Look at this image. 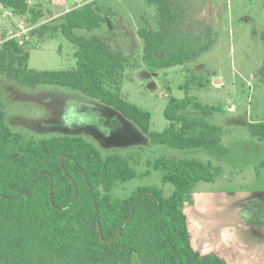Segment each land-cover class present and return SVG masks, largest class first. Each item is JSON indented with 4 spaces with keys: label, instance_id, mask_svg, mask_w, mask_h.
<instances>
[{
    "label": "trees",
    "instance_id": "obj_1",
    "mask_svg": "<svg viewBox=\"0 0 264 264\" xmlns=\"http://www.w3.org/2000/svg\"><path fill=\"white\" fill-rule=\"evenodd\" d=\"M0 1L15 15L28 16L30 25L38 24L31 30L32 38L61 32L77 47L74 68L38 70L28 64L38 41L4 40L0 73L6 78L29 87L61 86L98 100L104 112L125 123L123 131L114 132L121 144L149 142L213 153L224 149L222 126L205 118L221 107L190 94L196 88H209L214 74L190 71L181 85L185 96H171L165 108L169 125L151 131L152 113L122 94L129 57L102 36L75 33L95 30L106 24V17L111 19L99 6L100 0L51 22H41L42 3ZM145 1L157 7L158 27L143 25L138 30L144 44V77L193 62L216 42L211 23L202 18L203 5L195 12L190 0ZM261 38L264 42V31ZM257 71L255 76L264 75V66ZM189 108L202 115L186 113ZM248 129L264 140V120L250 122ZM136 163L133 155L104 153L82 135L36 138L15 131L7 123L0 98V264H231L194 247L191 220L183 209L196 184L215 182L223 167L197 158L160 155L148 159V165L161 172V186H141L124 198L112 196L115 184L138 176ZM167 184L173 187L169 195L163 188Z\"/></svg>",
    "mask_w": 264,
    "mask_h": 264
},
{
    "label": "rangeland",
    "instance_id": "obj_2",
    "mask_svg": "<svg viewBox=\"0 0 264 264\" xmlns=\"http://www.w3.org/2000/svg\"><path fill=\"white\" fill-rule=\"evenodd\" d=\"M29 1L32 5L42 3L45 15L41 22H51L56 18L52 16H62L91 0ZM190 2L195 12L204 6V12L198 13L211 23L216 42L195 61L160 70L148 78L140 74L144 70V44L138 30L143 25L158 27L155 5L145 0H100L99 6L110 13L115 28L110 29L106 22L95 30L76 29L75 33L102 36L114 50L129 57L122 94L152 113L151 131H163L169 125L165 108L171 96H185L181 85L190 71L214 74L209 88H196L190 94L205 104L221 107L205 117L224 130L221 151L174 149L149 142L121 144L115 140L114 132L123 131L125 123L118 115L104 112L98 100L61 86H23L0 73V98L6 120L15 131L29 137L78 134L104 153L133 155L138 176L115 184L111 191L114 197H128L141 186H161V172L148 165V159L160 155L197 158L222 166L223 175L215 182L197 183L183 206L191 220L193 245L202 254H218L231 264H264V140L251 135L248 129L250 122L264 120V75L255 76L264 66V0ZM28 18L15 15L0 1V41L16 28V21L29 24ZM32 41H38L39 46L30 51L29 67L68 70L76 66L77 47L61 32L35 36ZM185 112L202 115L193 108ZM163 188L169 195L173 187L167 184Z\"/></svg>",
    "mask_w": 264,
    "mask_h": 264
},
{
    "label": "built area",
    "instance_id": "obj_3",
    "mask_svg": "<svg viewBox=\"0 0 264 264\" xmlns=\"http://www.w3.org/2000/svg\"><path fill=\"white\" fill-rule=\"evenodd\" d=\"M36 25H30L28 23H25L24 21H16V28L10 29L5 37V40L7 39H17L20 44L26 43V41H29L32 39L31 36V30L36 27ZM166 97H169L168 92H164ZM232 109V107H231Z\"/></svg>",
    "mask_w": 264,
    "mask_h": 264
},
{
    "label": "crops",
    "instance_id": "obj_4",
    "mask_svg": "<svg viewBox=\"0 0 264 264\" xmlns=\"http://www.w3.org/2000/svg\"><path fill=\"white\" fill-rule=\"evenodd\" d=\"M29 2H30V1H29ZM67 12H68V11H67ZM65 13H66V12H65ZM58 16H61V15H58ZM58 16H52V18H53V17H56V18H57ZM4 40H5V37H4L0 42L2 43ZM140 74H141V76L144 77V74H145V73H144V70H143V69H141ZM147 78H148V77H147ZM221 84H222V82H221ZM154 85H155V84L153 83V86H154Z\"/></svg>",
    "mask_w": 264,
    "mask_h": 264
},
{
    "label": "water",
    "instance_id": "obj_5",
    "mask_svg": "<svg viewBox=\"0 0 264 264\" xmlns=\"http://www.w3.org/2000/svg\"><path fill=\"white\" fill-rule=\"evenodd\" d=\"M105 20L109 24L110 29H113V25L111 24V21H110L109 17H106Z\"/></svg>",
    "mask_w": 264,
    "mask_h": 264
}]
</instances>
